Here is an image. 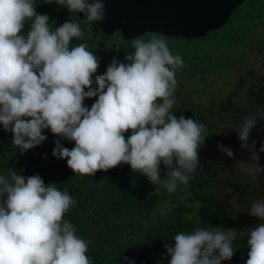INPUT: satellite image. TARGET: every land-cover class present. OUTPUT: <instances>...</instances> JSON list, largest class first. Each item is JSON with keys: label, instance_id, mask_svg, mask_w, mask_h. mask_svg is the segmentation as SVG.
I'll use <instances>...</instances> for the list:
<instances>
[{"label": "clouds", "instance_id": "9594fccd", "mask_svg": "<svg viewBox=\"0 0 264 264\" xmlns=\"http://www.w3.org/2000/svg\"><path fill=\"white\" fill-rule=\"evenodd\" d=\"M56 2L83 13L86 22L104 18L101 0ZM49 20L37 12L36 0H0V125L12 133V143L26 152L47 139L48 129L74 142L68 148L56 140L53 155L66 159L75 174L94 176L123 163L169 193L177 182L187 184L199 163L204 125L171 111L182 57L163 37L137 38L126 56L129 63L113 59L96 75V55L86 43L72 45L84 36L80 24L69 20L52 30ZM93 97L86 106L85 99ZM255 124L249 117L241 125L242 147ZM161 163L170 169L165 180ZM75 203L67 190L45 185L40 175L11 169L0 174V264H92L88 241L64 219ZM250 215L262 222L248 233L246 264H264V202H253ZM236 235L231 228L180 231L174 245H165L168 264H222L234 256Z\"/></svg>", "mask_w": 264, "mask_h": 264}, {"label": "trees", "instance_id": "16d2710c", "mask_svg": "<svg viewBox=\"0 0 264 264\" xmlns=\"http://www.w3.org/2000/svg\"><path fill=\"white\" fill-rule=\"evenodd\" d=\"M36 5L38 13L49 15L52 30L66 22L62 17L69 11L56 0H52L51 3L36 0ZM30 23L31 21L25 25L23 30L25 34ZM93 25L95 28V24ZM93 25L81 27L84 36L74 38L72 45L79 43L88 45V50L99 60L96 75L105 73L113 59L129 63L126 56L134 52L132 47L134 39L124 40L119 32L107 35L100 29H91L88 33L87 30ZM263 25L264 0H244L222 27L208 32L205 38L207 41H213L224 33L237 35L242 27H246L245 30L249 34H255ZM153 35L164 39H194L157 33H144L137 38L148 40ZM247 42L252 40L248 39ZM254 42L257 44L258 53L262 55L264 38ZM168 46L174 55L182 57L184 64L189 62L188 66L198 58L196 52H192L191 56L190 50L186 48H181L187 50L183 52L175 45ZM230 58V55L223 60L217 56L209 58L205 64L202 63L205 65L203 70L207 69L211 73L223 70L230 62ZM236 59L240 60L239 57ZM196 65L198 66V63ZM181 70H177L176 79L179 78ZM201 74L205 75L202 69ZM93 87L96 85L93 84ZM95 99L96 97L87 98L84 104L91 107ZM248 102L242 110L241 107L224 108L232 109L235 115L242 111L243 117L252 115L254 117L259 107L264 108V84L251 85ZM184 105L186 107L187 103ZM221 110L218 112L219 116L222 115ZM171 111L177 117L185 116L182 109L173 108ZM212 126L215 127V124ZM44 131L47 139L25 152L12 143V133L4 131L0 125V174L7 176L8 170L11 169L26 177L40 175L45 185L55 184L60 190H67L76 203L65 214L64 219L69 220L76 227L77 234L88 241L87 255L92 264H131L133 261L135 264H168L171 257L165 245H174V236L178 232H191L197 227L234 229L237 233L233 241L234 256L231 260L222 261V264H246L249 250L248 233L253 221L249 218L248 222L241 220L240 217L244 219L245 217H238L237 211L232 208L244 196L246 185L237 180L238 186L236 182H232L228 185L233 186L230 191H222L224 188L220 182L224 178L219 176V172L229 163L226 156L216 148L218 145L212 144L217 141L215 136L204 135V143L198 149L200 164L190 175L187 184L177 182L176 191L169 193L160 185L153 184L144 174L133 172L128 164L122 163L106 172L97 171L94 176L75 174L67 166L66 159H58L53 155L56 140L68 148L74 147V142L58 137L48 129ZM215 165H218L217 169H214ZM173 167H177L175 161ZM160 169V178L165 180L170 169L163 163ZM219 192L222 197L229 200L225 202L219 200L217 197Z\"/></svg>", "mask_w": 264, "mask_h": 264}, {"label": "rangeland", "instance_id": "374dc122", "mask_svg": "<svg viewBox=\"0 0 264 264\" xmlns=\"http://www.w3.org/2000/svg\"><path fill=\"white\" fill-rule=\"evenodd\" d=\"M71 19L73 18L71 17ZM74 19L76 18L74 17ZM76 22L81 24L78 19ZM245 28L242 27L237 35L224 33L223 36L217 37L213 41L206 40L205 37L209 33L192 40L173 38L165 40L167 44L175 45L183 52L187 50L181 48L190 50L191 56L192 52L197 54L198 58L192 65L188 66L189 62L184 64L177 79L178 85L174 98L179 101L190 100L192 108L197 110L198 115L207 121L214 119L210 122L211 127L207 126L203 135H213L217 138V141L212 144L218 145L216 148L223 156H226L229 163L219 172V176L224 178L220 182L222 185L220 186L224 188L223 192H227L233 188L228 185L232 182L237 183V180L246 185L244 196L232 208L237 211L238 217H245V219L240 217L241 220L248 222L249 218L250 221H253L250 225L252 228L262 222L259 218L250 215V209L253 202H264V152L260 151L264 146V108L259 107L256 115L250 116L255 119L256 124L249 133L246 147H242L245 142L239 139V131L241 125L249 117H243L242 111L235 115L232 109L224 108L225 106L241 107L242 110L249 103L248 91L251 85L264 84V53L262 55L258 53L257 44L254 42L264 38V25L255 34H249ZM87 32L90 33L91 30L89 29ZM248 39H251L252 42H247ZM245 49L247 50L244 51ZM229 55L231 56L230 62L223 70L214 73L207 69L203 70V66L209 58L217 56L223 60ZM191 56L190 58L193 59ZM236 57H239L240 60H237ZM195 63H198V66ZM201 69L205 72L204 76L200 75ZM175 108L178 107L175 106ZM220 109H222L223 116L219 117ZM214 124L215 127L212 126ZM221 145L223 147H220ZM225 149H231L233 155L229 156ZM256 154L259 155V160L253 159ZM198 164H200V159ZM256 167L261 170L253 171ZM199 168L201 169L200 165ZM217 168L218 165H215L214 169ZM217 197L222 202L229 200L222 197L220 192Z\"/></svg>", "mask_w": 264, "mask_h": 264}, {"label": "water", "instance_id": "95a60500", "mask_svg": "<svg viewBox=\"0 0 264 264\" xmlns=\"http://www.w3.org/2000/svg\"><path fill=\"white\" fill-rule=\"evenodd\" d=\"M91 2V0H90ZM102 20L95 29L110 35L119 32L124 40L144 33L170 37H203L222 27L244 0H101ZM186 118L195 119L192 111ZM204 130L207 122L201 120Z\"/></svg>", "mask_w": 264, "mask_h": 264}, {"label": "flooded vegetation", "instance_id": "af4514ba", "mask_svg": "<svg viewBox=\"0 0 264 264\" xmlns=\"http://www.w3.org/2000/svg\"><path fill=\"white\" fill-rule=\"evenodd\" d=\"M68 14H69V12H68ZM68 14L66 15V16H64V17H62V19H65V20H63V21H69V20H74V21H76L77 19L79 20V22L81 23L80 24V26L81 27H86L87 26V24H89V25H93L94 23H92V22H86V19H85V16H84V14L83 13H71V14H69V16H68ZM73 18V19H71V17ZM74 17L76 18V19H74ZM91 29H95L94 28V25L90 28V30ZM135 39V38H134ZM187 103V106L185 107V105L184 104H186ZM191 102H190V100L188 101V100H184V101H179V100H176V104H175V106H177L178 108L177 109H182V111H184V113H187V111L188 110H192L193 111V113L195 114V119H196V121H198L199 123H200V121L201 120H203V121H207V120H205L204 119V117H202L201 115H198L197 114V110H195L194 108H192V106H191ZM175 106L173 107V108H175ZM183 106V107H182ZM220 117V116H219ZM212 120H214V119H212ZM211 121V120H210ZM210 121H207V126H209V122ZM207 128V127H206ZM206 130V129H205ZM204 130V131H205Z\"/></svg>", "mask_w": 264, "mask_h": 264}]
</instances>
